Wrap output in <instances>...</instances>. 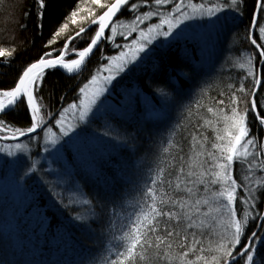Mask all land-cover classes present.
I'll return each mask as SVG.
<instances>
[{
    "label": "snow or ice",
    "instance_id": "6c2138e0",
    "mask_svg": "<svg viewBox=\"0 0 264 264\" xmlns=\"http://www.w3.org/2000/svg\"><path fill=\"white\" fill-rule=\"evenodd\" d=\"M36 3V27L43 31L49 0H36ZM86 3L91 6L81 7L77 2L57 22L45 44L48 50L23 69L13 87L0 90V140L17 141L0 148L4 157L11 158H0V168L13 173L18 188L32 177L42 183H53L48 177L55 176L67 183V163L79 158L99 181L102 166L93 163L90 138L95 133L91 125L95 113L104 107L102 97L110 87L119 84L118 77L122 79L124 74L134 71L138 61L143 63L148 59L154 41L183 37L182 26L188 21L219 20V14L228 11L241 16L247 14L245 34L252 51L236 61L244 71L242 79L228 83L213 103L197 102V108H205L207 115H201L202 123L193 125L188 137L181 138L187 142V151L176 140L177 129H173L163 148L170 159L162 160L163 166L158 165L145 182L134 206L137 210L126 217V223L120 224L118 235L113 231L117 225L112 219L116 205L106 194L88 193L86 198L81 190L83 186L73 185L65 191L76 192L78 198L65 203L64 196L55 193L59 203L54 202V206L73 211H76L74 205L88 206L86 214L77 211L71 219L89 230L97 222L103 224L107 220V232L113 243L106 248L107 255L99 264H264V142L253 134L254 128L264 127V68L259 67L264 65V0H252L250 9L247 0H221L210 5L191 0L188 4L185 0H143V3L86 0ZM123 13H129L132 18L127 22L121 20L119 16ZM154 17L158 22L146 24ZM70 24L75 26V32L67 35ZM134 33L137 38L117 55L105 57L107 64L79 88L77 102L68 104L59 113L55 119L58 132L54 131L49 126L51 114L43 110L36 96L43 87L47 70L59 68L78 75L106 39L115 42L117 35L127 38ZM84 36L89 42L79 49L75 42ZM57 45L54 50L53 46ZM16 51L15 47L0 46V57L11 58ZM157 95L166 99L169 94L164 88H157L152 101L142 104L138 91L135 95L129 93L127 111L155 112ZM21 105L30 113L27 126L16 127L2 119ZM114 119L104 125L99 136L124 145L133 143L126 130L122 134L118 122H111ZM204 129L214 133L210 149V138ZM23 137L28 139L27 143L19 142ZM33 141L46 154L43 159L49 161L47 165L33 158ZM237 165L244 169L243 182L234 176ZM110 203L112 217L108 216ZM0 264L9 262L0 258ZM16 264L44 262L30 259Z\"/></svg>",
    "mask_w": 264,
    "mask_h": 264
},
{
    "label": "trees",
    "instance_id": "16d2710c",
    "mask_svg": "<svg viewBox=\"0 0 264 264\" xmlns=\"http://www.w3.org/2000/svg\"><path fill=\"white\" fill-rule=\"evenodd\" d=\"M77 2L81 3V7L91 6L86 0H49L47 16L43 21L44 29L41 31L36 27V0H0V46L17 49L11 58L0 57V90L13 87L23 69L48 50L45 44L49 34ZM136 2L143 3V0ZM189 2L185 0V3ZM191 2L210 5L221 0ZM247 3L250 9L252 0H247ZM25 12L32 15L26 17ZM219 16L220 19L216 20V26L220 27L216 33L217 43L209 60L201 55L202 46L194 39L187 38L166 48H155L156 52L152 56L134 66V71L127 72L119 84L102 99L104 107L95 113L91 125L95 136L90 138L93 163L97 167L102 166L99 181L89 173L88 165L77 158L67 163V183L59 181L55 176L48 177L53 183H42L39 178L32 177L21 187V195L0 191V258L6 259L9 264L30 259L44 264H80V261L99 264L107 255L106 248L113 243L107 232V220L103 224L97 222L91 230L79 226L71 217L77 211L86 214L88 206L74 205L76 211L58 208L54 206V202L59 203L55 193L63 195L65 203L73 197L78 198L76 192L65 191L73 185L83 186L81 190L86 198H89L88 193L93 196L97 193L106 194L108 200L116 205V215L112 217L113 208L109 204L108 216L117 225L113 231L119 234L120 224L126 223V217L137 210L134 206L145 182L149 181L158 165L163 166L162 160L170 159L163 153V148L167 146L166 142L173 129H177L175 138L187 151V142L181 138L188 137L193 131V125L202 123L201 115H207L205 108H197V102L205 105L213 103L228 83L238 82L244 75L236 61L247 57L252 51L250 40L245 34L248 16L230 11ZM119 18L127 22L132 17L129 13H123ZM74 32L75 26L70 24L67 35ZM88 42V37L84 36L75 43L77 48L82 49ZM59 43L62 44L63 39ZM122 43L125 40L115 41L116 45H120L115 48L106 39L78 75H67L58 69L47 70L43 87L36 96L38 104L51 114L49 126L53 130H57L55 119L59 113L68 104L77 102L79 88L96 74L97 69L107 64L105 57L117 55L123 50ZM58 46H53V49ZM259 67L264 68V65ZM182 72L186 75H181ZM157 88H164L169 94L166 99L157 95L156 111H160V115L151 111L143 114L127 111L129 93L135 95L138 91L143 104L152 101ZM112 117L115 119L111 122H118L122 134L126 130L133 143L124 145L99 136ZM2 119L16 127L27 126L30 113L25 105H21ZM203 131L210 138V149L214 133L210 129ZM253 134L264 142V127L254 128ZM40 135L42 138L43 133ZM37 151L39 155H36ZM41 151L35 147L33 158L39 160ZM172 154L175 155V150ZM55 167L52 165V168ZM234 176L238 182H243L244 169L237 165ZM11 181L14 182L13 179Z\"/></svg>",
    "mask_w": 264,
    "mask_h": 264
},
{
    "label": "rangeland",
    "instance_id": "374dc122",
    "mask_svg": "<svg viewBox=\"0 0 264 264\" xmlns=\"http://www.w3.org/2000/svg\"><path fill=\"white\" fill-rule=\"evenodd\" d=\"M185 4H188V3H185ZM168 7L171 8V5H169ZM164 10L165 9H161V11H164ZM153 22H158V19L154 17L153 21L146 22V24L153 23ZM216 25L217 24H216L215 18H212V19L205 18L203 20L197 19L194 21H188L185 26H182V27H185V33H184V36L181 37L179 40H185L187 38L194 39L195 41H197L200 44V46H202L200 49L201 55L205 59L209 60L211 58V56H213L214 48H215V45L217 43L216 33L220 27H217ZM141 27H145V25H142ZM134 38H137L136 33H134L132 36H129L127 38L120 36V35H117V37L115 38V41H117L119 39L125 40V43L121 44V47H123V49H124V46L126 44H130ZM179 40H172L171 38H169V40L166 41L163 38H159L158 40L154 41L153 45L150 46V48L152 49L151 56L156 52L157 48H166L169 45H171V44H173ZM108 41L111 43V45L114 44L113 47H115V48L120 47V45H119V47H117L115 42H112L110 40H108ZM139 63L140 62L138 61L137 64H139ZM102 74L106 75L107 73H102ZM124 76H125V74L123 75V78H124ZM118 79L122 80L119 77H118ZM113 83L115 84L116 82L114 81ZM112 89L113 88L110 87V91L108 93H110ZM108 93H106L105 96ZM103 98L104 97H102V99ZM154 114L160 115L161 112L156 111V112H154ZM68 118L71 119L70 116ZM56 131H58V129ZM16 142H14V143H16ZM19 142L27 143L28 140H22ZM6 144H10V143H1L0 142V148H3ZM35 147H36L35 141H33V152L35 150ZM45 155L46 154L43 153V151H41L39 160L41 161L42 164L47 165L49 163V161L43 159V157ZM0 158L11 159V158L4 157L3 153H0ZM49 160H50V158H49ZM51 167H52V165H51ZM11 179H13L14 182H12ZM0 186H1L0 191H2L4 193H12L15 195H21L22 194V190H21L22 188L16 187L17 185H16V181H15L13 173L12 172L6 173L2 168H0Z\"/></svg>",
    "mask_w": 264,
    "mask_h": 264
},
{
    "label": "water",
    "instance_id": "95a60500",
    "mask_svg": "<svg viewBox=\"0 0 264 264\" xmlns=\"http://www.w3.org/2000/svg\"><path fill=\"white\" fill-rule=\"evenodd\" d=\"M100 47V46H99ZM95 52L96 51H94V54H95ZM94 54H92L91 56H90V58L86 61V64H87V62L91 59V57L94 55ZM86 66V65H85ZM58 70H60V71H62L63 73H65V74H67V75H75V74H68L67 72H66V70H63V69H59V68H57ZM26 137H23V138H21L20 140H23V139H25Z\"/></svg>",
    "mask_w": 264,
    "mask_h": 264
}]
</instances>
